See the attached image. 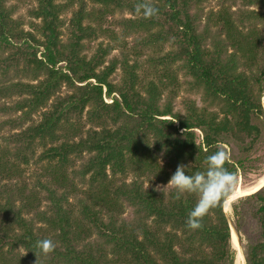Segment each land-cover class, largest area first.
I'll list each match as a JSON object with an SVG mask.
<instances>
[{"label":"trees","instance_id":"obj_1","mask_svg":"<svg viewBox=\"0 0 264 264\" xmlns=\"http://www.w3.org/2000/svg\"><path fill=\"white\" fill-rule=\"evenodd\" d=\"M7 1L0 0V100L15 95L19 98L0 103V114H20L0 122V132L5 126L21 122L28 125L19 133L3 137L8 146L19 147L11 152L0 145V186L4 180L23 175V161L29 164L30 155L38 147L42 149L38 162H48L44 170L59 179V169L67 168L84 153L91 155L85 173L97 181L107 178L108 168L113 173H125L130 170L127 162L132 161L137 179L116 193L132 199L140 213L153 218L155 228L144 225L142 240L134 233L125 239V244L131 246V263L234 264L225 201L208 211L200 220L201 227L192 229L186 220L196 203L195 193H184L178 199L174 189L167 198L163 191L144 190L143 181L145 175H153L166 184L185 161H192L191 172L203 170L207 167L206 157L227 139L242 143L251 139L252 144L259 140L261 128L254 121L264 116V0H222V9L216 13L205 11V0H92L109 10L133 13L135 18L120 22L124 27L121 37H132L136 47L158 49L169 43L170 50L165 54L158 49L156 61L166 66L180 63V70L191 78L192 88L202 92L203 101L211 106L222 105L221 118L192 100L185 102L184 115L175 112L171 99L176 93L161 109L162 94L155 82L142 86L137 74L139 65L130 64L128 55L122 61L107 63L109 53L115 49L113 43L98 45L89 57L86 41L98 37L102 27L85 25L90 19L85 8L74 13L65 41L61 15L75 0H37L31 15L40 23L32 22V31H25L22 22L14 19L16 8L7 6ZM229 1L240 4L239 9L225 7ZM141 4L151 5L156 13L144 15V9L138 11ZM112 41H119V37L112 35ZM118 66L124 71L123 78L114 84L110 79ZM18 78L34 82L16 81ZM63 86L70 92L59 95ZM144 89L149 97L142 94ZM105 96L112 102L107 103ZM38 113L41 119L35 121L33 117ZM84 115L91 124L86 135L81 126ZM195 130L202 132L200 144L195 141ZM151 138L155 140L154 150L150 149ZM252 147L250 144L247 150ZM163 150L170 156L168 166L172 172H166L152 159L153 154ZM245 164L243 158L235 163L228 160L226 167L237 173L246 168ZM101 197L99 194L98 200ZM251 201L259 205L255 215L261 233L258 242L249 245L246 263L264 264V187L233 203L236 214L240 215V205ZM47 221L51 229L36 233L33 225L17 213V225L25 232L19 234L7 226L0 235V246L22 247L28 254L11 256L14 262L0 256V264H111L102 249L96 256L87 247H76L79 239H73L76 234L70 233L67 216ZM107 228L115 233L112 226ZM42 239L51 240L54 247L41 251L37 241Z\"/></svg>","mask_w":264,"mask_h":264},{"label":"rangeland","instance_id":"obj_2","mask_svg":"<svg viewBox=\"0 0 264 264\" xmlns=\"http://www.w3.org/2000/svg\"><path fill=\"white\" fill-rule=\"evenodd\" d=\"M75 1L73 6L61 15L65 20L64 35L62 37L65 41L69 37L68 26L74 13L80 8H85L86 12L90 14V19L85 20V25L90 24L93 27H102V33L98 37L86 41L90 47V50L86 52L89 57L93 55L98 45L113 43L115 49L109 53L106 60L107 63L114 59L122 61L128 55L130 64L137 63L139 65L137 74L142 82V86L148 87L149 82H155L157 91L160 95L162 94L159 102L161 109L167 103H170L171 96L176 93V96L171 99L175 112L184 115L186 113L185 102L192 100L198 107H207L210 111L217 112L220 118L223 117L222 105L211 106L209 102L203 101L202 92L192 88L190 83L191 78L180 70V63L166 66V64L160 61H156L159 56L158 49H162L161 54H165L170 50L169 43L159 46L158 49L155 46L143 48L136 47V43L132 37H121L124 27L121 26L120 22L135 18L132 12L128 10H109L102 5L94 4L92 0ZM80 1H82V5L84 6L81 5ZM7 6L16 8L13 17L22 22V27L25 31H32V22L36 24L40 23V20H35L31 15V10L37 6V0H8ZM203 6L205 11H214L216 13L222 9L223 1L205 0ZM239 6L240 4H233L230 1L225 4V7H230L232 11L239 9ZM202 25H204V21H202ZM112 35L119 37V41L113 42ZM39 37L40 35L38 34ZM123 72L122 67L118 66V69L110 80L114 84L120 83L123 78ZM20 80L30 83L34 82L32 79H16V81ZM69 92L70 90L66 86H63L59 95H66ZM142 94L149 97L145 89L142 90ZM18 98V95H15L13 98L5 101L6 103H11L12 101H17ZM105 100L107 103L112 102L106 96ZM5 101L0 100V103H5ZM19 114H0V122L16 119ZM166 118L170 119L171 117ZM33 119L39 121L41 119L40 113L34 115ZM23 123L21 122L16 126L13 124V126L4 127V130L0 132V145L2 147H9L11 152L17 150L18 145L8 146L3 137L23 131L28 125L27 123ZM254 123L258 124L261 128V136L254 144L250 142L251 139L244 141V143L239 139H227L219 147L228 154V160L231 163H235L242 158L246 159V168L236 173L239 178V184L235 192L242 188L243 192L248 193H239L240 195L234 200L231 197L228 200L229 202L226 201L224 203V211L229 219L232 235L233 233L236 234L239 243L234 244L231 235V244L235 251L234 264H247L245 253L248 251L249 245L258 242L261 233L260 222L255 215L259 207L257 203L251 201L250 204L243 203L240 205V215L236 214L233 207V203L239 198L256 193L251 188L260 183L261 178L264 177V116L259 120H255ZM81 126H83V131L86 135L91 124L86 121L85 115L81 121ZM194 132L196 143H202V132L200 130H195ZM75 139L78 141L81 138L79 136ZM154 141V138H151L149 141L151 150H154ZM250 144L253 147L249 151L247 147L250 148ZM41 150L38 147L36 153L30 155L29 164H24L23 161L21 165L23 175L20 178L11 181L4 180L0 186V192L3 193L2 197L0 196V235L6 232L7 226H12L19 234L25 232L22 227L17 225V213H20L23 219L33 225L36 233L51 229L47 221L48 219L67 216L70 224V233L72 236L76 234V237L73 239H79L76 243L78 249L82 250L84 247H87V250H90L96 256L100 255L99 251L102 249L103 255L107 257V263L132 264L131 246L125 244V239L134 233L142 240L144 237L142 227L144 225L148 227L154 226L153 218L146 217L144 213H140L139 207L134 204L132 199L130 200L116 193L118 190H123L124 186L129 188L137 179L135 176L137 171L132 166L135 162H127L130 170H127L128 172L126 171L125 173H113L108 168L107 178L104 181H97L92 179V174L85 173L84 166L91 155L84 153L82 157L74 158L72 164L67 168L59 169V173L62 176L59 179L57 175H50L44 170L48 162H38V155ZM165 154V150H163L157 154H153L152 159H155L166 172H172L173 168L168 166L170 156H166ZM11 159H13V156ZM192 164V161H185V165ZM145 177L143 181L144 190L156 189L158 192L163 191L166 193L167 198L170 192L174 190L171 186L162 188L168 182L164 184L162 180H158L153 175H145ZM263 187L264 185L261 188ZM106 189L108 194L105 193ZM99 194H102V197L98 200ZM227 203H230L228 204V208L226 206ZM10 206L12 207V211L9 208ZM94 213L96 215H93ZM108 226H112L115 233H112V230L107 228ZM57 230L59 231L60 228H57ZM14 248L11 245L0 246V256L5 261L8 259L14 262L11 256H26L28 254L27 250L22 247Z\"/></svg>","mask_w":264,"mask_h":264},{"label":"clouds","instance_id":"obj_3","mask_svg":"<svg viewBox=\"0 0 264 264\" xmlns=\"http://www.w3.org/2000/svg\"><path fill=\"white\" fill-rule=\"evenodd\" d=\"M144 9V15H153L156 9L151 5H138V11ZM228 154L218 149L206 157L207 167L203 170L191 172V165L181 163L171 176L168 184L162 188L173 187L176 190V198L184 193H195L197 200L189 210L186 225L192 229L201 227L200 220L208 211L222 201H228L233 197L239 184L238 175L226 167ZM37 247L43 252L50 251L54 244L49 239L37 241Z\"/></svg>","mask_w":264,"mask_h":264},{"label":"bare ground","instance_id":"obj_4","mask_svg":"<svg viewBox=\"0 0 264 264\" xmlns=\"http://www.w3.org/2000/svg\"><path fill=\"white\" fill-rule=\"evenodd\" d=\"M262 180L260 181V183H258L254 188H251L253 191H256L257 192V190H259L261 187H262V185H264V177L263 178H261ZM242 187V186H241ZM242 189V188H241ZM241 189H238L235 193H234V195H233V197H232V199L234 200L238 195H240V194H246V193H248V192H243L244 190H241ZM250 189V190H251ZM252 191V192H253ZM240 193V194H239ZM229 202V201H228ZM228 204H230V203H227V208H228ZM232 241H233V243L234 244H236V243H238V239H237V236H236V234H234L233 233V235H232ZM239 244V243H238ZM239 246V245H238Z\"/></svg>","mask_w":264,"mask_h":264}]
</instances>
